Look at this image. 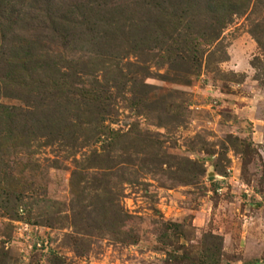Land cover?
Here are the masks:
<instances>
[{
	"label": "rangeland",
	"instance_id": "1",
	"mask_svg": "<svg viewBox=\"0 0 264 264\" xmlns=\"http://www.w3.org/2000/svg\"><path fill=\"white\" fill-rule=\"evenodd\" d=\"M201 261L264 264V0H0V264Z\"/></svg>",
	"mask_w": 264,
	"mask_h": 264
},
{
	"label": "trees",
	"instance_id": "2",
	"mask_svg": "<svg viewBox=\"0 0 264 264\" xmlns=\"http://www.w3.org/2000/svg\"><path fill=\"white\" fill-rule=\"evenodd\" d=\"M217 239H219V241L217 242V245H216V250H219V246H220V238L217 237ZM207 250V249H206ZM212 254H206V257L210 258ZM206 261H201V264H205Z\"/></svg>",
	"mask_w": 264,
	"mask_h": 264
}]
</instances>
